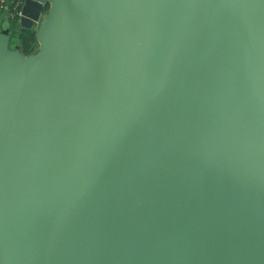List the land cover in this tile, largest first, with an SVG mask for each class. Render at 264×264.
<instances>
[{
	"label": "water",
	"instance_id": "95a60500",
	"mask_svg": "<svg viewBox=\"0 0 264 264\" xmlns=\"http://www.w3.org/2000/svg\"><path fill=\"white\" fill-rule=\"evenodd\" d=\"M17 26L0 264H264V0H23Z\"/></svg>",
	"mask_w": 264,
	"mask_h": 264
},
{
	"label": "built area",
	"instance_id": "2783aa9c",
	"mask_svg": "<svg viewBox=\"0 0 264 264\" xmlns=\"http://www.w3.org/2000/svg\"><path fill=\"white\" fill-rule=\"evenodd\" d=\"M23 0H0V21L5 20H15L18 21L20 16V8ZM7 4L11 5L12 8L9 9Z\"/></svg>",
	"mask_w": 264,
	"mask_h": 264
},
{
	"label": "trees",
	"instance_id": "16d2710c",
	"mask_svg": "<svg viewBox=\"0 0 264 264\" xmlns=\"http://www.w3.org/2000/svg\"><path fill=\"white\" fill-rule=\"evenodd\" d=\"M18 47L22 54H30L35 47L34 33L32 31L29 33H21L18 38Z\"/></svg>",
	"mask_w": 264,
	"mask_h": 264
},
{
	"label": "rangeland",
	"instance_id": "374dc122",
	"mask_svg": "<svg viewBox=\"0 0 264 264\" xmlns=\"http://www.w3.org/2000/svg\"><path fill=\"white\" fill-rule=\"evenodd\" d=\"M9 0H6V2H8ZM8 8L11 9L12 6L7 4ZM11 22H13L12 20H10ZM35 28V27H34ZM35 30V29H34ZM34 30H33V33H34ZM19 33L17 32L16 29H13L12 31V34L10 36V39H9V42L7 44V47L9 50H12L14 49V47L18 44V38H19ZM19 50V48H18ZM37 52V44L35 43V47L33 48L32 52L31 53H36Z\"/></svg>",
	"mask_w": 264,
	"mask_h": 264
},
{
	"label": "flooded vegetation",
	"instance_id": "af4514ba",
	"mask_svg": "<svg viewBox=\"0 0 264 264\" xmlns=\"http://www.w3.org/2000/svg\"><path fill=\"white\" fill-rule=\"evenodd\" d=\"M46 8H47V7H46ZM46 8L42 11V13L45 12ZM4 20H5V19H4ZM7 21H8V23H9V25H10V28H11V32H10V35H9V39H10V36H11V34H12L13 29H16L17 32H18L19 34L24 33V32H20V31H19V27L17 26L18 21H15V20H12L13 22H11L10 20H7ZM31 31L33 32V29H31L30 32H31ZM28 33H29V32H28ZM9 39H8V42H9ZM17 46H18V44H17ZM18 48H19V47H18Z\"/></svg>",
	"mask_w": 264,
	"mask_h": 264
}]
</instances>
